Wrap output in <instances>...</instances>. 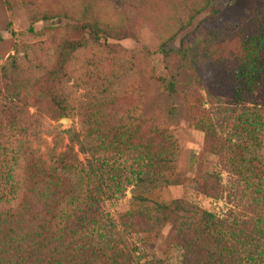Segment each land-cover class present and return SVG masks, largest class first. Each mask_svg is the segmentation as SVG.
Here are the masks:
<instances>
[{"label": "rangeland", "instance_id": "rangeland-1", "mask_svg": "<svg viewBox=\"0 0 264 264\" xmlns=\"http://www.w3.org/2000/svg\"><path fill=\"white\" fill-rule=\"evenodd\" d=\"M205 1L0 0V194L9 191L1 176L17 157L18 126L24 119L25 126L41 132L40 138L27 139L31 161L57 166L70 180L72 191L93 202L99 223L114 228L115 238L124 235L127 225L133 231L128 236L132 243L167 263L182 264L186 242L192 239L188 248L201 262L216 231L192 214L179 219L175 227L180 224V231L171 230L170 222L157 232L144 231L142 219L156 214L157 203L182 201L229 223L233 218L246 221L260 216L257 223L264 230V47L252 74L249 101L238 103L231 96L235 58L243 41L264 31V0H212L217 11L205 21H201L205 12L200 13L187 29L191 33L199 24L201 42L194 34L187 37L192 62L181 68L179 58L161 53V44ZM44 15L55 18L44 21ZM88 22L100 25L97 40L91 37ZM71 41L83 47L65 59L63 82L52 80L49 71L60 60L59 50ZM172 74H176L175 92L168 93L162 84ZM206 80L216 90L211 103L205 94ZM52 94L65 99L69 111L65 125L64 116L48 102ZM97 109L106 117L101 124L94 123L98 130L109 123L119 127L141 120L143 129L150 124L164 126L175 141L173 156L154 167L121 151V146L106 148L103 135H88L92 121L84 129L76 117L78 112L89 115ZM24 111L38 118L28 120ZM95 119L99 120L98 114ZM66 130L77 140L71 142ZM205 131L213 135L207 148ZM241 156L246 158L243 167ZM66 164L69 169L62 167ZM171 171L180 183L166 181ZM206 173L223 186L221 198L195 190L193 178ZM14 176L21 178L18 165ZM247 182L251 200L242 191ZM253 200L260 201L248 205ZM99 234L103 232L94 231L88 240L104 246L105 238ZM253 256L255 262L247 259L243 264H264V239Z\"/></svg>", "mask_w": 264, "mask_h": 264}, {"label": "trees", "instance_id": "trees-1", "mask_svg": "<svg viewBox=\"0 0 264 264\" xmlns=\"http://www.w3.org/2000/svg\"><path fill=\"white\" fill-rule=\"evenodd\" d=\"M218 7L212 3V0H206L203 5L193 8L191 19L180 25L172 35L162 42L161 53L166 58L169 56L179 58L181 68L189 67V62L192 61L188 55L190 43L186 42V39L194 34L200 41V34L197 30L199 24L191 33L187 29L192 25L197 15L205 12L204 20H201L205 21L209 15H213V12L217 11ZM53 18L55 17L44 15L42 19L52 22ZM88 26L92 28L90 30L91 37L97 40V30L101 28L100 25L88 22ZM29 31H32L31 26ZM82 47L83 44L79 41H71L61 46L60 60L49 71L52 80L58 79L61 83L63 82L66 78L65 59ZM263 47L264 31L243 41L242 50L235 58L238 66L235 75L236 82L231 94L232 100L238 103L249 101L247 96L253 83L252 74L259 51ZM175 76L176 74H172V78L162 84L168 93L175 92ZM206 81L208 83L204 85L205 94L207 102L211 103L215 99L216 90L208 80ZM62 96L52 94L47 98L54 112L66 117L69 111ZM98 111L100 110L97 109L96 112L89 115L78 112L76 117H78L81 126L88 129L90 120L94 126V123L101 124V121L106 118ZM28 113L24 111L25 118L28 120L38 118ZM96 114L99 115V120L95 119ZM127 118L129 117L127 116ZM23 122L24 125L18 126L17 157L12 164L5 166V174L1 176V180L5 184L9 183V191L0 194V264H170L146 250H140L139 246L132 243L128 236L133 235V231L126 229V224V228L123 229L124 235L118 233V237L115 238L114 234H111L114 228L110 230L99 223L100 221L94 213L93 202L83 197L82 194L73 192L70 180L62 171H59L57 166L47 167L42 161H31L32 150L27 139L29 137L40 138L41 132L30 124L25 126L24 119ZM142 124V120L132 125L122 124L119 127L109 123L107 127L104 126L99 130L95 125L94 128L93 126L90 128L88 135L90 138L96 133L103 135L104 141L106 140L104 145L106 148L121 146V151L132 153L136 158L149 162L151 166L164 164L173 156L172 148L175 145L173 136L168 129L160 124H150L146 129L142 128ZM65 133L71 142L77 140L73 139L74 134L71 130H66ZM212 140L213 135L205 131L204 145L206 148L212 143ZM90 145L92 148L98 149L95 143ZM245 159L244 156H241L242 167L246 162ZM16 165L21 171V178L18 180L14 176ZM70 166L66 164L62 167L69 169ZM165 179L169 184L180 183V181H176V174L173 171ZM193 181L195 190L200 194L213 199L223 196V186L212 174H198L193 178ZM249 183L247 182L242 191L251 200L252 194L249 192L251 184ZM16 199L17 201H15ZM260 200H253L248 205L255 204L256 206ZM154 210L156 214L151 216L148 213L142 219L146 221L144 231L154 230L157 232L164 223L168 222L174 227L171 230L180 231V224H178L179 227L175 226L180 223L179 219L187 218L184 214H192L205 224L210 223L213 230L216 231L214 243L201 262L192 256L188 248L191 247L193 239L188 240L186 242L188 249L185 248L182 264H243L247 259H249V263H253L255 262L253 256L255 249L258 247V243H263L264 230L259 228L257 223L261 220L260 216L250 217L246 221L233 218L232 223H229L227 218L217 220L212 213L199 208L192 210L182 201L173 204L157 203ZM146 217L149 221L150 218L153 219L148 222ZM229 228L231 231L227 233ZM224 229L226 230L223 231ZM94 231L103 232L99 235L105 238L104 246H99L98 243L88 240L89 235H92ZM106 248L109 249L108 253L105 251Z\"/></svg>", "mask_w": 264, "mask_h": 264}, {"label": "water", "instance_id": "water-1", "mask_svg": "<svg viewBox=\"0 0 264 264\" xmlns=\"http://www.w3.org/2000/svg\"><path fill=\"white\" fill-rule=\"evenodd\" d=\"M62 124H67L69 122V119L67 117H64L61 119Z\"/></svg>", "mask_w": 264, "mask_h": 264}]
</instances>
